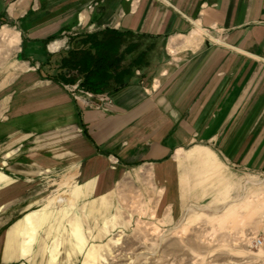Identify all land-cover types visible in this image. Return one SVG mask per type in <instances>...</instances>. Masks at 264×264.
<instances>
[{"label": "crops", "instance_id": "crops-1", "mask_svg": "<svg viewBox=\"0 0 264 264\" xmlns=\"http://www.w3.org/2000/svg\"><path fill=\"white\" fill-rule=\"evenodd\" d=\"M0 27V55L19 49L22 68L0 88V169L22 182L56 169L82 183L80 199L147 173L174 219L211 199L200 175L217 162L233 194L248 173L264 181V0H0ZM106 28L149 48L105 111L74 100L45 65L73 36ZM11 182L0 170V201L18 198ZM9 206L8 218L22 212ZM40 211L6 231L3 262L29 256L52 215L34 220Z\"/></svg>", "mask_w": 264, "mask_h": 264}, {"label": "rangeland", "instance_id": "rangeland-1", "mask_svg": "<svg viewBox=\"0 0 264 264\" xmlns=\"http://www.w3.org/2000/svg\"><path fill=\"white\" fill-rule=\"evenodd\" d=\"M132 41L147 45L141 39ZM18 50L0 55V88L22 69ZM72 75L73 83L80 82ZM0 170L12 180L6 190L19 198L5 203L4 197L0 206L22 209L11 218V211L0 210V264H264V181L255 174L240 178L233 194L217 162L200 175L199 187L207 186L209 192L203 195L211 199L189 204L173 219L158 201L160 193L147 173L127 174L113 191L92 196L87 191L77 199L74 188L82 183L62 171L41 170L22 182V177ZM182 185L187 187L184 176ZM241 189L246 191L240 195ZM38 209L34 220L40 221L47 209L52 216L37 230L29 256L3 262L6 231ZM251 237L261 239L262 247L253 248L246 240Z\"/></svg>", "mask_w": 264, "mask_h": 264}, {"label": "trees", "instance_id": "trees-1", "mask_svg": "<svg viewBox=\"0 0 264 264\" xmlns=\"http://www.w3.org/2000/svg\"><path fill=\"white\" fill-rule=\"evenodd\" d=\"M133 38L137 37L129 31L109 28L79 34L71 39L67 51L46 63L47 77L61 84H72L76 79L74 72L83 89L94 94L114 92L125 86L136 70L148 64L149 47H142ZM53 66L55 73L51 72Z\"/></svg>", "mask_w": 264, "mask_h": 264}, {"label": "built area", "instance_id": "built-area-1", "mask_svg": "<svg viewBox=\"0 0 264 264\" xmlns=\"http://www.w3.org/2000/svg\"><path fill=\"white\" fill-rule=\"evenodd\" d=\"M63 87L74 100L81 101L87 107H94L106 111L112 106V101L107 93H91L83 89L79 81L73 84H63ZM246 240H250L253 248H260L263 245V241L259 238H247Z\"/></svg>", "mask_w": 264, "mask_h": 264}, {"label": "bare ground", "instance_id": "bare-ground-1", "mask_svg": "<svg viewBox=\"0 0 264 264\" xmlns=\"http://www.w3.org/2000/svg\"><path fill=\"white\" fill-rule=\"evenodd\" d=\"M207 35V34H206ZM209 36V35H208ZM213 40V39H212ZM13 41V40H12ZM216 42V41H215ZM2 178V177H1ZM47 216V215H46ZM52 216V215H51ZM49 217V216H48ZM44 218V217H43ZM51 218V217H50ZM27 219H29V218H27ZM30 220V219H29ZM49 220V219H48ZM43 222V221H42ZM33 225V224H32ZM33 229V228H32ZM26 230H28V229H26ZM29 236V235H28ZM31 237V236H30ZM252 238V237H251ZM26 239V238H25ZM24 243V242H23Z\"/></svg>", "mask_w": 264, "mask_h": 264}]
</instances>
